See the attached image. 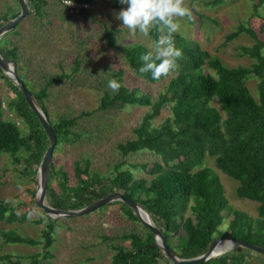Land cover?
<instances>
[{"label":"trees","instance_id":"16d2710c","mask_svg":"<svg viewBox=\"0 0 264 264\" xmlns=\"http://www.w3.org/2000/svg\"><path fill=\"white\" fill-rule=\"evenodd\" d=\"M26 1L28 15H44L47 0ZM110 1L117 8L126 7L119 0ZM222 1L212 0L210 4ZM15 2L18 4L17 0ZM253 9L257 13L259 10L263 12L257 30L240 23L224 37L225 41H229L246 33L253 39L251 45L239 46L240 55L253 60L250 65L227 66L218 56L203 49L197 40L177 33L174 39L176 46L183 51V59L179 60V70L167 76L169 80L156 98L141 89L143 84L125 83L120 69L111 74L119 89L104 90L97 108H120L127 104L147 107L138 125L133 127L134 137L118 142L116 148L123 157L140 150L148 151L152 157L130 163V167H123V162L115 163L109 167L108 173L91 169L88 159L83 163L75 160L71 176L63 167H55L53 156L56 146L62 141L73 142L79 137L71 126L78 117L89 112L50 119L45 105L47 88L63 75L47 78L36 91L28 88L25 83L27 79L24 75L23 78L20 76L19 69L25 66L20 64L17 45H8L3 36L0 39L2 56L14 60L20 79L41 107L56 136L46 202L54 207L78 209L108 193L119 191L141 205L155 227L165 236L167 245L181 258L203 254L215 237L224 235H233L264 247V0H254ZM85 11L86 8H82L79 12L84 14ZM18 12L19 6L16 10L8 6L6 11L0 13V26ZM17 26L11 31H16ZM102 36L108 47L120 51L134 76L142 82H157L166 78L162 76L154 80L151 72H139L144 63L140 57L150 50L146 44H119L114 29L107 26ZM78 65L79 60L75 58L73 69ZM250 75L258 79L257 99L246 84ZM0 79L14 94L7 101V108L22 122V126H19L14 120L3 116L4 105L0 98V153L8 154L12 162L22 168L21 172L34 182L49 143L48 137L19 87L1 68ZM214 99L219 107L212 104ZM164 106L169 107L170 115L154 125V118ZM206 155L213 157L217 169L238 181L235 190L238 197L257 202L256 217L229 205L218 175L211 167L203 165ZM133 170L147 172L150 177L136 176ZM71 177L74 178L73 182L70 181ZM30 193L37 207L33 199L35 188ZM115 204L126 217L139 222L144 231L131 230L114 237L102 235V240L110 243L113 250L108 264H175L154 244V235L139 221L134 210L119 200L106 203ZM40 210L45 223L39 239L23 236L13 229L0 230L3 242L42 245L40 252L27 255L28 264H42V259L51 256L50 246L57 222ZM225 215L230 216L231 220L227 229L221 230L219 225ZM2 220L8 223L24 221L25 214L17 216L10 203L0 200ZM250 258V254L239 246L194 264H251ZM0 264L21 262L12 259L10 254H3L0 255ZM43 264H48V261Z\"/></svg>","mask_w":264,"mask_h":264},{"label":"rangeland","instance_id":"374dc122","mask_svg":"<svg viewBox=\"0 0 264 264\" xmlns=\"http://www.w3.org/2000/svg\"><path fill=\"white\" fill-rule=\"evenodd\" d=\"M212 0H186L187 6L193 10V18L181 20L179 33L197 40L203 49L218 56L227 66L250 65L252 59L240 55V45H251L253 39L241 33L232 40L225 41V35L242 23L257 30L262 22L259 10L253 9L254 0H223L210 4ZM88 7L81 12L69 14L60 0H47L42 17L26 15L19 23L16 31L5 34L8 45H17L19 54L20 76L27 81V87L36 91L42 87L47 78L62 74L59 80L47 88L45 105L48 117L56 120L62 116H76L81 112H89L78 117L71 129L79 137L73 142L62 141L54 151V165L63 167L71 176L73 162L89 160L91 169L108 173L109 167L123 162V167L130 163L141 162L152 156L146 150L122 156L116 148L118 142L134 137L133 127L140 122L147 109L142 105H123L120 108L99 109V99L108 87V81L114 80L112 73L121 70L125 83H140L142 90L153 98L164 90L169 77L157 82H142L136 78L117 48L106 45L102 33L105 26L114 29L119 44L141 42L151 48L159 34L151 32L149 37L139 33L132 35L127 29L120 27L121 22L115 18L122 8H117L110 0H91ZM10 6L18 8L15 0H0V13ZM259 35H262L259 33ZM79 65L74 68V59ZM213 73L211 69L208 70ZM67 74V75H66ZM257 77L250 75L246 84L251 94L257 99ZM113 91V90H112ZM14 96L0 79V98L3 116L8 117L22 126V122L13 111L7 108V101ZM212 104L219 107L214 99ZM170 115L168 106H164L154 118L153 124L158 125ZM203 165L211 167L218 175L224 187V193L231 207L245 211L252 217L257 216V202L236 195L238 181L226 175L214 166L213 157L206 155ZM22 168L12 162V158L0 153V200L10 203L15 214L22 216L24 221L12 223L0 221V230L13 229L23 236L36 239L45 223L42 211L31 199V189L37 186L21 172ZM134 174L149 178L142 170H133ZM70 181H74L71 177ZM35 199V193L34 197ZM188 213V212H186ZM57 225L50 246L51 256L42 259L48 264H108L113 250L102 240V235L116 236L131 230L143 232L139 222L126 217L117 209V205H104L91 212L55 218ZM231 217L225 215L219 229L225 230ZM109 242V241H108ZM115 242V240H114ZM239 247L228 243L223 251ZM250 254L251 264H264V254L240 246ZM42 245L23 243H6L0 237V255L10 254L12 259H19L21 264H28L27 255L40 252Z\"/></svg>","mask_w":264,"mask_h":264},{"label":"water","instance_id":"95a60500","mask_svg":"<svg viewBox=\"0 0 264 264\" xmlns=\"http://www.w3.org/2000/svg\"><path fill=\"white\" fill-rule=\"evenodd\" d=\"M18 6H19V12L18 14L4 23L3 25L0 26V39L10 32L12 28L18 24L26 15H28L29 8L26 0H17ZM0 68L5 72L8 78H10L21 90L26 102L32 109V111L35 113L37 118L39 119L43 130L46 132L47 137H48V146L42 156L40 165L37 169V174H36V181H37V186H36V191H35V203L38 208L42 209L43 212L52 218H66V217H72V216H78L82 215L88 212L93 211L94 209H97L98 207L109 203L114 200H119L125 203L128 207H130L134 212L136 213L139 221L147 226L152 234L155 237V245L160 247L162 251L166 254V256L172 261V263L175 264H194L197 262H203L206 260H209L213 257H215L217 254L223 252H217L216 251V245L219 241L221 240H227L230 244H233L234 246H242L248 249H251L253 251L259 252L261 254H264V247L255 244V243H250L247 242L243 239L236 238L233 235H224V236H217L215 237L209 244L206 252L203 254L194 256V257H189V258H181L177 255V253L171 249L166 242L165 236L155 227V225L152 223L149 215L147 212L141 207V205L132 199H129L125 197L122 193L119 191H114L111 193H108L99 199L93 201L91 204L78 208V209H64V208H59V207H54L52 205H49L46 200H45V194H46V189H47V184H48V175H49V170H50V165L52 161V153L53 149L56 143V136L55 133L43 113L41 107L35 100L34 96L30 92L29 89H27L23 83V81L20 79L17 70H16V64L14 60L12 59H5L1 52H0Z\"/></svg>","mask_w":264,"mask_h":264},{"label":"clouds","instance_id":"9594fccd","mask_svg":"<svg viewBox=\"0 0 264 264\" xmlns=\"http://www.w3.org/2000/svg\"><path fill=\"white\" fill-rule=\"evenodd\" d=\"M119 3L126 5L114 14L121 22L120 27L132 35L139 33L143 37H149L153 31L159 34L150 50L141 55L144 63L139 72H151L154 80L177 72L183 51L176 46L174 35L181 30V20L193 18V10L187 6L186 0H119ZM108 87L117 91L119 84L110 80Z\"/></svg>","mask_w":264,"mask_h":264},{"label":"built area","instance_id":"2783aa9c","mask_svg":"<svg viewBox=\"0 0 264 264\" xmlns=\"http://www.w3.org/2000/svg\"><path fill=\"white\" fill-rule=\"evenodd\" d=\"M62 5L67 8V12L69 14L77 13L79 12L82 8H87L88 4L86 2H78L71 0V4H69L70 0H60Z\"/></svg>","mask_w":264,"mask_h":264},{"label":"bare ground","instance_id":"6f19581e","mask_svg":"<svg viewBox=\"0 0 264 264\" xmlns=\"http://www.w3.org/2000/svg\"><path fill=\"white\" fill-rule=\"evenodd\" d=\"M228 241L227 240H221L217 243L216 245V251L217 252H221L223 251V249L226 247V245H228Z\"/></svg>","mask_w":264,"mask_h":264}]
</instances>
